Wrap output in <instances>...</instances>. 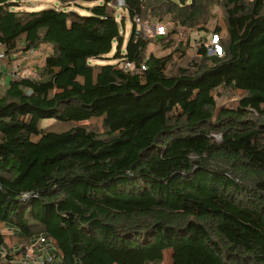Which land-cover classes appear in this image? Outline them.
<instances>
[{"label": "trees", "instance_id": "trees-1", "mask_svg": "<svg viewBox=\"0 0 264 264\" xmlns=\"http://www.w3.org/2000/svg\"><path fill=\"white\" fill-rule=\"evenodd\" d=\"M58 1L88 14L0 0L4 54L52 49L0 83V264H264V0H125L126 44L114 0Z\"/></svg>", "mask_w": 264, "mask_h": 264}, {"label": "rangeland", "instance_id": "rangeland-1", "mask_svg": "<svg viewBox=\"0 0 264 264\" xmlns=\"http://www.w3.org/2000/svg\"><path fill=\"white\" fill-rule=\"evenodd\" d=\"M17 2V10H30V11H38L42 10L45 8H63L66 10H74L78 11L82 14H88V12L78 6L75 5H70V6H63L58 0H15ZM83 5H91L92 3H87V2H81ZM116 17L117 21L121 27V32L124 36L125 39V44L128 41L130 34H131V29H132V21L125 11V9L121 7H116ZM214 12H216V20L215 22H212L213 24L220 23L221 22V12L216 6L214 8ZM122 17H125V22L123 25V19ZM195 34H193L194 36ZM180 36L185 37L186 33L181 31ZM116 46V43L114 44V47ZM125 49V45L123 46V50ZM173 48H163L161 46V43L153 41L148 44L146 48V54H155V55H164L170 51H172ZM51 46L43 44L41 45L40 48L37 50H31L30 52H18L13 54L12 56H7L5 54V58L0 60V64L6 71L0 72L1 75H5L8 71L7 75H10V77H32L36 78L38 77L39 73V68L44 64L46 56L51 52ZM114 50L111 51L106 57L107 59L103 58H96V59H90V63L92 64H105L107 62H116L117 60H114ZM0 51H3L2 48L0 47ZM187 54L189 56H193L195 54V49H189L187 51ZM1 67V68H2ZM0 68V69H1ZM4 73V74H3ZM4 85V84H1ZM0 85V86H1ZM1 91H2V86H1ZM0 91V92H1ZM238 95V94H235ZM220 101V99H219ZM49 121L44 122V125L48 124ZM46 255V254H45ZM44 254H40V256H45ZM17 262V261H16ZM20 264V263H18ZM163 264H172V252L171 250H167L164 254V262Z\"/></svg>", "mask_w": 264, "mask_h": 264}, {"label": "built area", "instance_id": "built-area-1", "mask_svg": "<svg viewBox=\"0 0 264 264\" xmlns=\"http://www.w3.org/2000/svg\"><path fill=\"white\" fill-rule=\"evenodd\" d=\"M114 4L119 7H125L126 2L125 0H114ZM137 22V30L136 34H140L143 32L146 35L152 36H160L165 35L166 29L161 24L151 23L149 21L142 23L139 17L135 18ZM223 52V47L220 43V39L218 35H213L210 46H209V53L210 54H217L221 55ZM5 58L4 52L0 51V60ZM125 68L128 69H135L136 71H141L146 69L145 64H141V66H137L134 62H126ZM47 241L45 238H40L35 244L31 245L25 250V253L19 260L20 264H53L54 263V255L47 250L46 246ZM40 254H46L45 256H40Z\"/></svg>", "mask_w": 264, "mask_h": 264}, {"label": "crops", "instance_id": "crops-1", "mask_svg": "<svg viewBox=\"0 0 264 264\" xmlns=\"http://www.w3.org/2000/svg\"><path fill=\"white\" fill-rule=\"evenodd\" d=\"M2 66H1V64H0V68H1ZM6 71L5 69H4V67H2L1 69H0V72H4V71ZM4 74V73H3ZM8 74V71H7V73L5 74V75H1L0 74V83L1 84H4V86L6 85V83H7V81H9L10 79H11V77H10V75H7Z\"/></svg>", "mask_w": 264, "mask_h": 264}]
</instances>
